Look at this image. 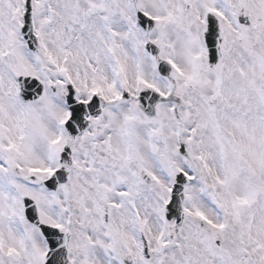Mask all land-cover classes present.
I'll list each match as a JSON object with an SVG mask.
<instances>
[{
  "label": "snow or ice",
  "instance_id": "obj_1",
  "mask_svg": "<svg viewBox=\"0 0 264 264\" xmlns=\"http://www.w3.org/2000/svg\"><path fill=\"white\" fill-rule=\"evenodd\" d=\"M0 264H264V0H0Z\"/></svg>",
  "mask_w": 264,
  "mask_h": 264
}]
</instances>
